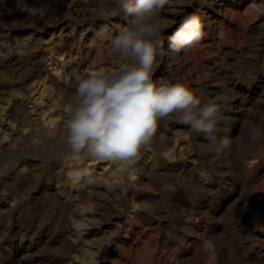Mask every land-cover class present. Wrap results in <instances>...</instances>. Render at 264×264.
<instances>
[{
	"label": "rangeland",
	"instance_id": "obj_1",
	"mask_svg": "<svg viewBox=\"0 0 264 264\" xmlns=\"http://www.w3.org/2000/svg\"><path fill=\"white\" fill-rule=\"evenodd\" d=\"M192 15L201 41L171 52ZM130 21L117 0H0V264H264V0H169L158 18L153 79L216 103L230 149L167 118L130 165L75 161L76 77L118 66Z\"/></svg>",
	"mask_w": 264,
	"mask_h": 264
},
{
	"label": "clouds",
	"instance_id": "obj_2",
	"mask_svg": "<svg viewBox=\"0 0 264 264\" xmlns=\"http://www.w3.org/2000/svg\"><path fill=\"white\" fill-rule=\"evenodd\" d=\"M131 21L110 39L108 54L119 63L111 71L90 70L76 77V101L64 124L71 159L82 154L130 165L147 145L161 119L174 118L211 141L209 150L221 154L230 149L227 137L215 133L221 119L216 103L201 105L195 93L182 83L153 79L157 57L163 55L158 23L169 0H117ZM204 33L197 16H187L168 38L169 50L179 53L195 47ZM262 133L250 132L252 140ZM89 175L87 169L69 173L78 181Z\"/></svg>",
	"mask_w": 264,
	"mask_h": 264
},
{
	"label": "bare ground",
	"instance_id": "obj_3",
	"mask_svg": "<svg viewBox=\"0 0 264 264\" xmlns=\"http://www.w3.org/2000/svg\"><path fill=\"white\" fill-rule=\"evenodd\" d=\"M215 1H216V0H215ZM206 2H207V1H206ZM220 2H221V1H220ZM220 2H219V3H220ZM208 3H209V2H208ZM213 3H214V2H213ZM219 3H218V4H219ZM219 5H220V4H219ZM219 5H218V6H219ZM211 6H212V5H211ZM212 9H213V8H212ZM216 11H217V10H216ZM215 14H216V13H215ZM211 21H212V20H211ZM213 22H214V21H213ZM215 27H216V26H215ZM217 28H218V27H217ZM58 71H59V70H58ZM62 71H64V70H62ZM261 80H262V79H261Z\"/></svg>",
	"mask_w": 264,
	"mask_h": 264
}]
</instances>
